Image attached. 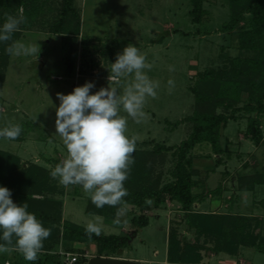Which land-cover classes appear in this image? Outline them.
Returning a JSON list of instances; mask_svg holds the SVG:
<instances>
[{"label":"rangeland","instance_id":"obj_1","mask_svg":"<svg viewBox=\"0 0 264 264\" xmlns=\"http://www.w3.org/2000/svg\"><path fill=\"white\" fill-rule=\"evenodd\" d=\"M12 4L10 15L23 18L12 40L37 41L41 48L37 57L0 52V127L9 123L22 126L16 139L0 137V150L18 155L26 165L38 164L51 170L67 155L60 137L55 135L56 107L60 103L57 93L67 94L86 81L94 82L92 92L100 87L116 86L122 90L126 86L130 77L114 82L109 75L116 54L128 43L139 47L152 65L145 71L159 82L157 95L147 99L145 115L139 121L120 109V115L127 117L126 135L135 139L137 149L151 148L152 141L167 146L185 141L191 133V123L176 127L173 124L193 113L194 95L189 87L197 74L220 68L224 54L245 55L238 48L236 35L222 29L230 17L227 0H206L208 14L201 24L192 20L191 0H74L80 17L79 32L72 27L54 30L61 18L63 0H13ZM6 18L1 16L0 24ZM169 79L172 85L168 84ZM246 126L245 119L228 123L222 131L221 142L226 148L222 155H214L207 146L193 150L194 165L199 170L194 192L204 195L193 209L259 217L264 232V186L238 191L240 176L264 168V144L256 147L246 139ZM262 130L264 133V118ZM171 156L168 152L158 169L167 176L174 166ZM52 180L55 192L48 196L61 204L47 224L56 228L59 235L44 240L35 261L26 260L20 251L8 247L7 252L0 253V264H50L44 262L46 255L54 256L53 264H74L73 257H99L96 242L67 243L61 239L64 220L84 227L96 220L102 227L100 235L129 236L131 241L119 258L137 259L136 264H180L167 260L169 235L174 230L184 242L197 240L178 203L167 200L161 208L146 212L149 225L137 228L135 234L132 218L141 214L138 208L125 206L127 213L119 222L117 217L107 220L87 214L89 195L80 185L65 187L57 179ZM221 184L225 188L221 195L210 193ZM199 241L200 264H264V252L254 248H241L238 255L231 256L211 251L209 248L215 246L213 238L202 237Z\"/></svg>","mask_w":264,"mask_h":264},{"label":"trees","instance_id":"obj_2","mask_svg":"<svg viewBox=\"0 0 264 264\" xmlns=\"http://www.w3.org/2000/svg\"><path fill=\"white\" fill-rule=\"evenodd\" d=\"M13 0H0V17H7L14 10ZM74 0H63L61 18L54 30L60 32L74 28L80 29V17L73 6ZM206 0H191V16L195 24H201L208 14ZM230 4V17L222 29L234 33L238 48L245 55L230 56L224 54V64L218 68H208L198 73L189 87L194 95V110L191 116L173 124L191 123L189 137L177 146L151 143V148H135L134 163L124 185L128 195L124 197V206L138 208L141 214L134 215L132 223L137 228L149 225L146 212L157 210L166 201L178 203L184 213L187 227L195 231L197 240L192 243L179 238L177 231L169 235L167 260L169 263L200 264L202 256L200 238H213L215 246L209 248L216 254L238 255L241 248H254L264 252L263 222L259 217L243 213L196 212L195 202L204 198L196 194V177L193 150L198 146L210 147L214 155H222L226 148L222 145V131L228 123L246 120L244 137L256 147L264 144L262 120L264 118V0H227ZM19 3L24 4L20 1ZM11 40L0 42V52H5ZM245 97V98H244ZM222 110V111H220ZM224 110V111H223ZM171 152L174 166L167 175L162 170L165 155ZM48 161H51L48 159ZM219 160L218 162H220ZM50 170L38 164L26 165L18 155L0 150V185L11 190L16 203L26 202L28 211L35 213L45 227L51 229V240L58 236V230L48 225L53 218L55 208L61 202L50 198L55 192ZM238 191H254L257 186H264V168L249 175L240 176ZM222 184L211 194L221 195ZM234 203V202H232ZM261 203H264L262 201ZM119 206L104 205L97 208L88 199L86 213L99 215L107 220L116 219ZM54 219V218H53ZM61 239L64 242H96L99 257H121L124 247L131 241L129 236L89 235L85 227L64 220ZM13 244L8 245L10 248ZM16 249V248H15ZM52 255H46L44 262L53 264ZM88 260L80 257L74 264H86Z\"/></svg>","mask_w":264,"mask_h":264},{"label":"clouds","instance_id":"obj_3","mask_svg":"<svg viewBox=\"0 0 264 264\" xmlns=\"http://www.w3.org/2000/svg\"><path fill=\"white\" fill-rule=\"evenodd\" d=\"M22 22V17L8 15L0 24V42L12 40ZM6 51L16 56L37 57L41 48L37 41L12 40ZM151 67L139 47L128 43L116 54L110 67L109 80L120 82L121 78H131L122 90L108 86L92 92L94 82L86 81L67 94L57 93L60 103L56 107L55 135L60 137L67 155L49 175L65 187L80 185L97 208L106 204L119 206L117 222L127 213L124 197L128 190L124 181L134 163L132 154L136 146L135 139L126 135L127 117L120 115V109L137 121L145 115L144 105L149 97L157 95L159 87V82L145 71ZM168 84L173 81L169 79ZM21 132L18 123L0 127L2 138L14 140ZM101 230L96 220L85 225L89 235H99ZM50 233L51 229L28 211L26 202H14L11 190L0 185V253L8 251L15 237V248L26 260L35 261Z\"/></svg>","mask_w":264,"mask_h":264},{"label":"water","instance_id":"obj_4","mask_svg":"<svg viewBox=\"0 0 264 264\" xmlns=\"http://www.w3.org/2000/svg\"><path fill=\"white\" fill-rule=\"evenodd\" d=\"M87 264H136L132 260H126L116 257H93L88 260Z\"/></svg>","mask_w":264,"mask_h":264},{"label":"crops","instance_id":"obj_5","mask_svg":"<svg viewBox=\"0 0 264 264\" xmlns=\"http://www.w3.org/2000/svg\"><path fill=\"white\" fill-rule=\"evenodd\" d=\"M123 259H126V260H132V261H134L135 263H137V259H133V258H130V257H124Z\"/></svg>","mask_w":264,"mask_h":264},{"label":"built area","instance_id":"obj_6","mask_svg":"<svg viewBox=\"0 0 264 264\" xmlns=\"http://www.w3.org/2000/svg\"><path fill=\"white\" fill-rule=\"evenodd\" d=\"M76 260H77V258H75V257L71 258V263H75Z\"/></svg>","mask_w":264,"mask_h":264}]
</instances>
